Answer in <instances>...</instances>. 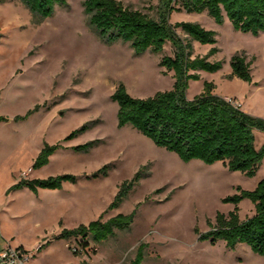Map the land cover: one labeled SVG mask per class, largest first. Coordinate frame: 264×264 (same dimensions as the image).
<instances>
[{
	"label": "rangeland",
	"instance_id": "374dc122",
	"mask_svg": "<svg viewBox=\"0 0 264 264\" xmlns=\"http://www.w3.org/2000/svg\"><path fill=\"white\" fill-rule=\"evenodd\" d=\"M83 1L65 0L40 19L20 0H0V117L7 120L0 123V242L21 247L31 256L27 264H129L141 245L142 264H264L243 244L228 250L222 241L199 240L217 214L233 210L223 199L237 194V188L252 191L264 180V160L255 176L246 178L221 163H184L130 126L118 128L112 94L119 85L135 99L172 90V73L159 67L163 57H172V48L167 43L160 54L135 55L129 44L103 43L87 22ZM116 1L152 17L160 9L154 0ZM168 22L195 23L215 34L212 47L191 42V57L216 48L208 61L219 62L221 70L200 72V80L189 81L187 100L202 92L204 82L212 83L215 96L264 119V32H236L226 18L218 25L205 13L173 12ZM235 54L250 63L251 83L229 77ZM253 136L259 150L264 133L254 130ZM88 143L89 149L74 150ZM44 145L59 148L46 166L32 170ZM102 169L105 176L86 179ZM137 173L139 180L123 203L106 211L120 185ZM61 175L77 182L36 194L11 190L20 180ZM237 208L241 221L254 213L248 201ZM131 213L129 231L101 244L89 242L84 251L79 240H56L62 230Z\"/></svg>",
	"mask_w": 264,
	"mask_h": 264
},
{
	"label": "trees",
	"instance_id": "16d2710c",
	"mask_svg": "<svg viewBox=\"0 0 264 264\" xmlns=\"http://www.w3.org/2000/svg\"><path fill=\"white\" fill-rule=\"evenodd\" d=\"M22 4L40 19L49 18L55 6L65 5V0H20ZM160 4L156 17L124 7L116 0H84L83 13L99 39L108 45L121 41L129 44L135 55L146 52L162 53L169 43L172 57H163L159 67L165 73H172L173 88L158 92L147 99L131 98L123 85L111 96L117 105V127L130 126L141 136L150 140L157 148L175 154L184 163L196 160L205 165L221 163L229 172H239L246 178H253L264 160V143L259 150L254 147L253 131L264 133V119L242 112L223 98L215 96L212 83H203V90L191 101L186 98L189 81L200 80L199 73L215 74L221 70L219 62L210 63L208 58L217 53L211 48L204 57H191V42L212 47L215 34L195 23L179 22L171 25L168 20L173 12L185 14L205 13L216 24L223 19L233 30L257 36L264 32V0H154ZM185 36L181 39L175 31ZM250 63L244 54H235L230 59V78L251 83ZM35 111H29L16 121L26 119ZM7 120L0 117V123ZM82 130L69 134L64 141L72 140ZM91 143L74 148L85 151ZM59 148L44 145L34 160L31 169L46 166L49 158ZM100 170L86 177L96 179L106 174ZM137 173L129 182L120 185L118 192L106 211L117 209L137 184ZM77 177L61 175L45 180H20L12 191L27 189L36 194L42 190H61L64 184H75ZM237 194L226 197L223 203L233 206L227 216L217 214L215 224H209L210 231L199 240H210L212 244L222 241L225 248L234 250L243 244L254 254L264 259V180L252 191L236 189ZM248 201L254 213L244 221L239 220L237 206ZM134 213L118 214L105 222L100 219L87 226L80 225L72 230H62L56 240H79L82 251L88 243L101 244L112 239L117 232L129 231ZM21 248V247H20ZM73 255H79L73 251ZM143 246H139L135 258L129 264H142Z\"/></svg>",
	"mask_w": 264,
	"mask_h": 264
},
{
	"label": "built area",
	"instance_id": "2783aa9c",
	"mask_svg": "<svg viewBox=\"0 0 264 264\" xmlns=\"http://www.w3.org/2000/svg\"><path fill=\"white\" fill-rule=\"evenodd\" d=\"M30 259L31 256L20 247L13 248L8 243L0 246V264H27Z\"/></svg>",
	"mask_w": 264,
	"mask_h": 264
},
{
	"label": "crops",
	"instance_id": "0c3cea01",
	"mask_svg": "<svg viewBox=\"0 0 264 264\" xmlns=\"http://www.w3.org/2000/svg\"><path fill=\"white\" fill-rule=\"evenodd\" d=\"M223 99H225V98H223ZM226 100V99H225ZM247 114V113H246ZM4 243H8V242H5V241H3V242H0V246L2 245V244H4ZM9 244V243H8Z\"/></svg>",
	"mask_w": 264,
	"mask_h": 264
}]
</instances>
